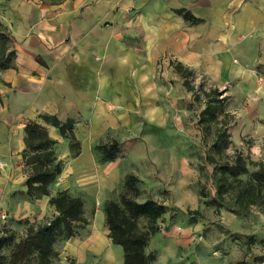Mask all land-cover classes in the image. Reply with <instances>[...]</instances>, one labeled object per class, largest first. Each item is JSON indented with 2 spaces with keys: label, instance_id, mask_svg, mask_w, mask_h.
<instances>
[{
  "label": "rangeland",
  "instance_id": "obj_1",
  "mask_svg": "<svg viewBox=\"0 0 264 264\" xmlns=\"http://www.w3.org/2000/svg\"><path fill=\"white\" fill-rule=\"evenodd\" d=\"M135 10L114 24L106 22L104 29L114 28L117 42L138 54L145 49ZM185 22L203 38L207 29L203 19L196 24ZM0 29L7 35H0V56L5 60L13 40L1 22ZM103 56L99 61L101 75L107 65H113ZM127 60H132L131 68L119 66L124 81L118 86L125 94L111 85L106 89L110 96L115 93V98L106 93L103 97L100 89L98 103H94L95 98L83 101L88 113L58 118L70 125L81 144L80 154L84 151L76 169L79 178L62 175L72 161L68 133L61 134L63 139L54 146V156L63 170L50 184L49 196L32 200L26 195V180L34 165L26 166L29 161L23 159V152L21 171L17 164L9 165L11 174L8 169L0 170V236L13 238L0 250V263L9 264L16 245L30 228L37 229L58 214L50 198L66 192L84 201L88 225L78 230L76 237L95 223L104 202L121 205L123 197L138 203L151 199L167 211L157 221L149 253L156 254L154 242L159 235L171 229L176 234L186 230L196 242L188 254L181 253H187L186 246L179 248L180 264H195L202 248L211 260L227 257L231 264H264V188L259 189L255 181V174L264 168V64L242 67L230 75L233 81L220 83L203 70L174 60L182 65L177 71L169 57L154 67L142 60L138 64ZM209 104L215 106V112L208 111ZM217 138L221 156L212 150ZM114 141L123 145V153L115 161H103L97 146ZM215 161L224 166L225 176L231 175L230 184L220 194L214 183ZM248 180L253 183L249 195L234 187L238 181ZM16 186L18 190L13 192ZM238 191L245 195L238 196ZM149 225L144 217L135 221L141 231H147ZM67 241L60 239L55 244L52 264H77L65 255ZM122 256L124 260L123 250ZM97 259L98 255L89 264H100L101 259Z\"/></svg>",
  "mask_w": 264,
  "mask_h": 264
},
{
  "label": "crops",
  "instance_id": "obj_2",
  "mask_svg": "<svg viewBox=\"0 0 264 264\" xmlns=\"http://www.w3.org/2000/svg\"><path fill=\"white\" fill-rule=\"evenodd\" d=\"M133 8L139 12L145 49L138 54L117 42L114 28L104 29L106 22L116 23ZM183 9L204 20L203 38L177 13ZM0 22L11 33L15 53L11 66L0 69V160L6 163L0 170L8 169L9 174L14 164L20 171L23 168L28 123L36 121L52 139L62 140L60 131L39 116L85 115L84 100L95 98L98 103L100 89L103 97L104 93L110 96L109 86L119 89L124 81L119 66L131 68L132 60L127 59L154 67L169 57L173 67L177 60L220 83L233 81L230 75L242 67L264 64V0H0ZM102 54L113 65H107L101 75ZM119 90L125 94L124 88ZM83 155L84 151L71 157L63 178H79L76 169ZM185 231L176 234L171 229L155 239V264H180L179 248L186 246L187 253H181L188 254L196 242ZM121 249L109 238L103 205L88 231L67 241L65 255L77 264H89L96 255L100 264H123ZM205 251L200 249L195 264H231L227 257L211 260Z\"/></svg>",
  "mask_w": 264,
  "mask_h": 264
},
{
  "label": "trees",
  "instance_id": "obj_3",
  "mask_svg": "<svg viewBox=\"0 0 264 264\" xmlns=\"http://www.w3.org/2000/svg\"><path fill=\"white\" fill-rule=\"evenodd\" d=\"M177 13L192 24H196L198 21L189 11L177 10ZM0 35L3 38L7 37L1 29ZM14 54V51L10 50L8 59L5 60L3 56H0V69H7L11 66ZM175 69L180 71L182 65L176 64ZM213 108L215 106L208 105L209 112H215ZM39 118L44 123L56 127L61 134L68 133L71 157L76 158L80 155L81 144L76 139L70 125L63 124L57 116L53 115L43 114ZM24 130L26 147L23 151V159L26 163L29 161L26 164L27 167L31 164L34 165L32 170H29L30 173L26 180V195L30 199L36 200L50 195L49 186L62 173L63 167L54 156L56 141L49 136L45 126L34 121L28 123ZM218 138L215 140L212 150L221 156ZM122 146L118 141H114L110 144L98 145L97 150L100 151L103 161L112 162L117 159L119 154L123 153ZM211 157L213 158V156ZM214 166V183L217 193L220 194L221 189L230 184L231 175L229 178L225 176L224 166L219 161H215ZM256 180L259 189L264 188V168L255 174ZM251 186L253 183L248 180L238 181L234 187L249 195ZM242 192L238 191V196H244L245 194ZM49 203L56 208L58 214L48 223L27 231L16 245L9 264H52V257L55 254L54 246L57 241L75 237L78 230L88 225V221L84 217V201L81 198H74L66 192H60L55 197H51ZM122 204L123 206H121ZM122 204L113 201H106L104 204L105 225L109 230V238L115 245L122 248L123 264H154L157 256L149 253L147 248L158 230L157 221L166 213L167 207L151 199L138 203L126 197H123ZM140 217L148 219L150 225L147 231L136 228L135 221ZM11 239H13L11 235L0 236V250L9 244Z\"/></svg>",
  "mask_w": 264,
  "mask_h": 264
},
{
  "label": "built area",
  "instance_id": "obj_4",
  "mask_svg": "<svg viewBox=\"0 0 264 264\" xmlns=\"http://www.w3.org/2000/svg\"><path fill=\"white\" fill-rule=\"evenodd\" d=\"M4 166H6V163L0 160V168H3ZM3 218H5V216H3Z\"/></svg>",
  "mask_w": 264,
  "mask_h": 264
}]
</instances>
